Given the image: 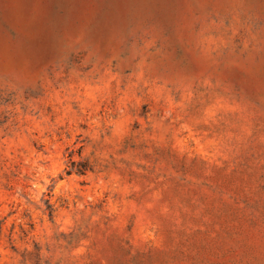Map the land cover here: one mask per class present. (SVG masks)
<instances>
[{
	"label": "rangeland",
	"instance_id": "1",
	"mask_svg": "<svg viewBox=\"0 0 264 264\" xmlns=\"http://www.w3.org/2000/svg\"><path fill=\"white\" fill-rule=\"evenodd\" d=\"M0 264H264V0H0Z\"/></svg>",
	"mask_w": 264,
	"mask_h": 264
}]
</instances>
